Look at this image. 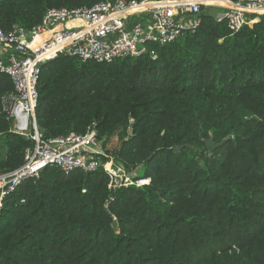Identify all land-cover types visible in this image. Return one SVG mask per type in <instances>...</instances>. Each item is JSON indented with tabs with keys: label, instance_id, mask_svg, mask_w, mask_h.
<instances>
[{
	"label": "trees",
	"instance_id": "1",
	"mask_svg": "<svg viewBox=\"0 0 264 264\" xmlns=\"http://www.w3.org/2000/svg\"><path fill=\"white\" fill-rule=\"evenodd\" d=\"M99 1L0 0V26L32 29L50 8ZM220 10L208 8L194 33L150 44L156 59L62 54L42 65V137L95 122L108 149L121 132L108 152L151 183L110 190L103 167L44 168L1 199L0 264H264V16L233 33ZM12 88L0 74V94ZM211 137L223 144L208 149ZM184 143L193 148L175 151ZM33 145L0 114V174Z\"/></svg>",
	"mask_w": 264,
	"mask_h": 264
},
{
	"label": "built area",
	"instance_id": "2",
	"mask_svg": "<svg viewBox=\"0 0 264 264\" xmlns=\"http://www.w3.org/2000/svg\"><path fill=\"white\" fill-rule=\"evenodd\" d=\"M210 7L221 9L216 19L233 33L264 16V0H100L92 6L50 8L32 29L0 26V74L13 85L0 94V114L13 132L34 142L19 168L0 174V205L4 195L48 166L66 174L103 167L110 190L149 185L150 176L115 161L99 140L95 122L85 133L42 137L36 116L41 67L62 54L101 63L146 54L150 44L162 46L196 32ZM149 54L157 58L154 50Z\"/></svg>",
	"mask_w": 264,
	"mask_h": 264
},
{
	"label": "water",
	"instance_id": "3",
	"mask_svg": "<svg viewBox=\"0 0 264 264\" xmlns=\"http://www.w3.org/2000/svg\"><path fill=\"white\" fill-rule=\"evenodd\" d=\"M205 144H206V147H207L208 149H210V150H215L217 147H219L220 145H222L223 142H221V143H216V142L214 141L213 137H211V138L205 140ZM186 147H187V148H193V146H192L191 144H189V143H184V144L176 145V146L174 147V149H175V151H179V150H181V149H183V148H186ZM113 227H114V229H115L116 231H119V224H118L117 221H114V223H113Z\"/></svg>",
	"mask_w": 264,
	"mask_h": 264
},
{
	"label": "rangeland",
	"instance_id": "4",
	"mask_svg": "<svg viewBox=\"0 0 264 264\" xmlns=\"http://www.w3.org/2000/svg\"><path fill=\"white\" fill-rule=\"evenodd\" d=\"M124 134L119 132L117 133L111 140V142L109 143L108 145V149L111 150V149H114L115 147H117L120 142H121V139L123 138ZM141 174L142 175H146L147 174V171L145 169H141Z\"/></svg>",
	"mask_w": 264,
	"mask_h": 264
}]
</instances>
